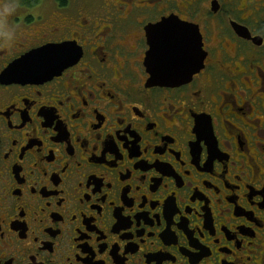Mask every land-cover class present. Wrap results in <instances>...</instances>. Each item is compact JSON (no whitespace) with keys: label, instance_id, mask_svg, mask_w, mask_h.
<instances>
[{"label":"flooded vegetation","instance_id":"obj_1","mask_svg":"<svg viewBox=\"0 0 264 264\" xmlns=\"http://www.w3.org/2000/svg\"><path fill=\"white\" fill-rule=\"evenodd\" d=\"M25 2H0V75L72 59L0 81V264H264V0ZM168 19L204 58L152 85Z\"/></svg>","mask_w":264,"mask_h":264},{"label":"water","instance_id":"obj_2","mask_svg":"<svg viewBox=\"0 0 264 264\" xmlns=\"http://www.w3.org/2000/svg\"><path fill=\"white\" fill-rule=\"evenodd\" d=\"M152 28L148 33L152 42L146 56L150 84L173 86L189 79L200 69L204 54L196 27L191 31L193 29H185L187 27L178 20L168 19ZM182 31L187 33L183 36ZM183 39L185 44L179 42ZM69 50V45L60 44L30 51L9 65L0 75V81L16 83L46 80L70 65L72 58Z\"/></svg>","mask_w":264,"mask_h":264},{"label":"trees","instance_id":"obj_3","mask_svg":"<svg viewBox=\"0 0 264 264\" xmlns=\"http://www.w3.org/2000/svg\"><path fill=\"white\" fill-rule=\"evenodd\" d=\"M21 1H23V2H25V1L28 2L29 1L31 4H37L39 2V0H21ZM54 1L62 2L63 0H54Z\"/></svg>","mask_w":264,"mask_h":264},{"label":"rangeland","instance_id":"obj_4","mask_svg":"<svg viewBox=\"0 0 264 264\" xmlns=\"http://www.w3.org/2000/svg\"><path fill=\"white\" fill-rule=\"evenodd\" d=\"M0 2H1V0H0Z\"/></svg>","mask_w":264,"mask_h":264}]
</instances>
